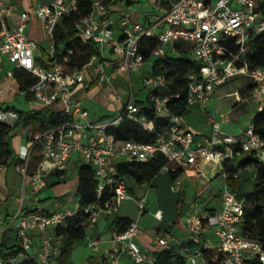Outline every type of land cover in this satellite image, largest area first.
Instances as JSON below:
<instances>
[{"label":"built area","instance_id":"built-area-1","mask_svg":"<svg viewBox=\"0 0 264 264\" xmlns=\"http://www.w3.org/2000/svg\"><path fill=\"white\" fill-rule=\"evenodd\" d=\"M160 14L153 16L149 26L132 23L127 16L121 17L122 37L117 39L113 32V21L107 18L109 5L104 0H95L91 13L78 25L79 34L86 41H92L99 47L100 58L82 69L68 71L61 64L45 68L38 64L35 53L38 45L29 40L25 33L28 13H22L18 23H9L12 9L4 0H0V59L5 58L15 66L31 73L35 78L30 91L35 99L45 106L52 107L62 103L69 121L61 126L40 132L30 137L29 142L21 147L15 166L24 177L29 175V161L37 151L41 156L37 171L31 176L33 184L39 188L46 185L45 177L52 172H65L71 156L78 153L81 162L94 169L98 182L97 194L109 188L113 190V200L103 206L87 207L83 211L89 215L88 225L96 223L99 212L107 215L117 211L124 200L132 199L126 181L116 177V164L147 162L156 155L167 160L162 172H186L192 167L202 170L210 164H217L223 176L219 190L220 206L208 209L199 202L191 204L185 218L187 240L178 242L183 264H264V249L258 243L247 240L240 234L244 223L245 200H239L236 191L227 183L229 173L224 162L230 155L234 144H241V153L254 156L264 162V143L253 133L252 125L239 137L224 134L221 127L230 122L229 114H221L219 119L211 113L206 114V121L211 126V137L196 138V134L184 119V116L170 118V126L163 133H157L150 143L124 141L108 134L124 119L138 121L147 132H154L155 126L141 116V108L135 104L132 95L131 76L139 72L144 59L140 52L143 37H153L158 41L154 52L155 58H164L166 54L176 55L175 45L181 43L190 47L191 61L196 63L197 72L188 75L190 105L199 103L202 109L215 92L227 82L238 76L248 77L253 86V98L258 102L257 111L264 110V68L250 69L239 54L233 55L227 42L233 39L243 46L251 35L264 33V0H159ZM76 0H51L40 6L34 14L42 20L46 33L53 39L56 26L61 18L69 16L76 8ZM54 53V43L52 44ZM106 53L112 56L108 59ZM241 64V65H239ZM111 67L110 73L107 68ZM94 74L95 81L101 85L111 84L125 76L130 86V97L123 104L122 97L116 94L113 103L118 106L117 115L112 120L85 121L87 116L79 100H72L75 86L85 84ZM13 77V72L8 74ZM147 97L154 104L159 118H168V98H161L160 93L167 90L164 75H150L143 79ZM18 119L15 111H0V122L13 126ZM85 140V141H83ZM171 165H174L171 167ZM240 176L236 172L232 178ZM179 179L174 181L172 191L180 193ZM139 217L146 212V198L138 202ZM80 211L78 204L73 210L67 209L49 215L34 212H19L14 216L15 232L23 249L19 258H29L27 254L33 248L32 232L37 230L41 247L34 260L39 264H57L63 238L55 230L64 224L66 218L76 216ZM153 216L159 222L163 219L161 210ZM86 226V227H87ZM5 230V229H4ZM0 231L1 235L4 232ZM140 234L138 222H130L127 229L113 232V243L121 245L115 250L112 264H117L118 255L124 253L134 264L149 262L153 264L147 250H142L134 241ZM155 244L168 248L165 237L157 236ZM98 242L89 240V246L96 249ZM18 260V259H17ZM17 260L4 261L15 264Z\"/></svg>","mask_w":264,"mask_h":264},{"label":"trees","instance_id":"trees-1","mask_svg":"<svg viewBox=\"0 0 264 264\" xmlns=\"http://www.w3.org/2000/svg\"><path fill=\"white\" fill-rule=\"evenodd\" d=\"M95 0H76V8L69 16H65L58 22L53 34L54 53L52 57L43 58L38 64L45 68H52L56 64H61L68 71L82 69L92 61L100 58L99 47L92 41H86L79 34L78 25L88 16ZM107 5L115 4L116 0H104ZM228 47L233 55L239 54L242 61L246 62L250 69L264 68V33L251 35L243 46L237 45L233 39L228 42ZM158 47V41L153 37H143L140 44V52L144 62L153 59L152 74L164 75L167 81V90L160 93L161 98H168L167 109L168 118H159L155 112L154 104L148 96L143 102L136 101L135 104L141 108V116L146 121L152 122L155 131L150 133L145 131L141 124L135 120L124 119L116 128L109 129L108 134L116 139L124 141H134L140 143H150L156 138L157 133H163L170 126V118L174 116H185L189 104L187 102L189 94L188 75L198 71V65L190 60V47L181 43L175 45L176 55L166 54L164 58H155L154 52ZM241 65V64H239ZM13 76L19 84L21 91L27 93L30 99L32 94L30 88L35 83V78L26 70L14 69ZM85 86L79 84L77 86ZM75 86V88L77 87ZM93 84L86 86L89 91ZM15 111L18 119L13 126L0 122V167H7L20 164L15 155V151L10 142L14 131L18 128H29V136L61 126L69 121V116L65 113H55L47 107L35 111H17L15 108L7 107L5 111ZM106 117V116H105ZM104 117V118H105ZM252 131L264 143V110L257 111L252 118ZM230 155L224 162V167L229 169L227 183L236 191L239 200H245L244 223L240 234L247 240L261 245L264 249V162L254 156H247L241 153V144L237 143L230 147ZM37 151L32 154L34 161H40ZM167 160L156 155L147 162L118 163L116 164V177L118 179L133 180L136 184H152L166 167ZM254 172L251 179L246 180V173ZM77 187L75 195L78 199L80 211L76 216L66 218L64 224L59 225L55 230L57 236H61V253L57 264H73L72 254L78 243L86 239V226L89 215L83 210L87 207L97 205L103 206L106 202L113 200V190L107 188L98 197V182L94 176V169L87 164L81 163L78 166ZM239 172L240 176L233 179L232 176ZM172 182L181 178L183 170L168 172ZM63 172H55L53 176L60 178ZM64 181V179L62 180ZM131 191V189H129ZM130 224V220L118 218L112 225L116 226L118 232H123ZM23 254L20 241L13 229H7L1 236L0 257L4 261L19 260ZM23 259L15 264H39L33 257ZM155 262L153 264H183V257L178 247L163 248L155 252ZM12 264V263H5Z\"/></svg>","mask_w":264,"mask_h":264},{"label":"crops","instance_id":"crops-1","mask_svg":"<svg viewBox=\"0 0 264 264\" xmlns=\"http://www.w3.org/2000/svg\"><path fill=\"white\" fill-rule=\"evenodd\" d=\"M4 1L6 5L12 9L9 19V23L11 25L18 23L19 17L22 13L29 14V19L26 24L25 33L29 40L35 42L38 45V50L35 53L36 62L39 63L41 59L43 58L45 59L48 56L52 57L53 53L51 47L53 44V40L46 33L42 20H40L34 14V12L40 6L50 3L51 0H4ZM109 7H110L109 12L106 17L110 18L113 21V25H112L113 32H114V36L117 39L121 38L123 34L122 33L123 28L121 26V17L127 16L128 18H130L132 23H137L148 27L153 16L160 14L161 11V5L159 0H116V3L109 5ZM106 56L108 59L110 60L112 59V56L109 53H106ZM152 62L153 59L145 62L142 69L139 72H137V73L140 72L144 73L145 74L144 79L152 75V69H153ZM2 68L6 70L4 74L2 73ZM14 69L15 66L12 63H10L7 59L5 58L0 59V99H3L4 103L9 104L14 98L16 99L18 96H22L21 100L23 101L25 108L24 110H18L15 106H10V105H7L6 108L12 107L15 108L17 111H24V112L35 111V110L37 111L47 108L48 106H45L42 102H39L35 99V96L30 90L29 91L32 94V97L30 99L27 98L26 92L20 90L19 84L14 78V76L10 77L8 75L10 72H13ZM111 70H112L111 67L107 68V73H110ZM125 80H128V78H126L125 76H120L119 79L112 81L110 85L109 84L101 85L95 81L94 74H91L89 80L87 81V83H85V86L80 85L72 90V94H71L72 100L74 101L79 100L82 104V101L85 98H88L89 100L96 101V106H97L96 112H99L102 109L107 110V114L105 115L93 116L88 110L84 108L82 104V107L87 114V116L85 117V121L91 122L94 120H100L103 119L105 116H106L105 118H107L109 115L111 116V114L114 115L117 113L118 106H116L112 102L114 98L111 97H114L113 93L119 94V92L117 91V84H123L125 83ZM128 83L130 82L128 81ZM131 83H132V79H131ZM92 84L93 87L89 89V91H86V86H90ZM253 91H254V86L252 84L251 89L249 90V95L252 97V102L249 103L247 107L250 108V111H252L253 112L252 114L254 115L257 112L258 102L253 98ZM215 94L211 97L210 100L207 101V103L205 104V109H202L199 103H194L188 107L185 116L188 115L187 113L196 114L198 112H201L206 118L205 112L207 113L211 112V110L208 108V105L212 103ZM234 96L236 98L235 105H239L238 104L239 102H244L240 99L239 94L235 93ZM133 99L135 100V102L136 101L143 102L147 99V94L145 98H140L139 96L138 97L133 96ZM124 103L125 102H123V104ZM49 108H51L52 111H54L55 113H60V112L65 113V106L62 103L54 104L52 107ZM244 111H240V112H244ZM231 114L232 111L229 113V118ZM185 116L184 119L186 121V124L191 129L194 130L196 134V138L200 139L201 137H205L201 133L200 129H198V127H196L190 121H188L187 118H185ZM28 131L29 128H18L16 129V131H14V134L10 138V142L12 144V147L15 151V155L17 158L21 147L29 142L31 136H29ZM37 156L40 157V155H35L34 157ZM32 157L30 158L29 161V168H28L29 175L27 177H24L22 174L17 172L14 165L7 167H0V231L2 229L7 230L10 228L15 231L14 216L19 212V210H23V212L25 213L34 212L44 216L52 213L64 211L61 207V205L66 201V197H67V193L64 192L71 189L76 191L78 166L82 163L78 153H75L71 156L68 163V169L65 172H63L64 174L62 177L57 178L53 176L55 172L50 173L48 176L45 177L44 180L46 185L42 188H39L36 184H33L31 180V176L36 173L39 164V161H34ZM184 173H187V175L191 177L197 178V180L201 181L202 183V186L200 184L199 186L197 185V189H195L194 192V196L196 200H194L192 203L199 202L197 199L200 198L201 202L199 203L205 209L206 208L211 210L218 209L220 206L218 194L220 188L222 187V182H223V176L220 171V167L217 164H210L208 166H205L202 170L196 167H192L191 169L187 170ZM63 179L64 181H62ZM128 192L131 196L129 189ZM49 200L52 201L50 203H47V205H44V203ZM132 200L133 197L132 199L124 200L121 203L120 207L122 208L124 206L123 204L125 201H132ZM137 202L138 201L134 198V203L138 207ZM120 207L119 209H121ZM74 208L72 207V209L70 208V210H73ZM157 210H161V209L157 208L151 214L154 220L156 219L153 216V214ZM180 210L182 216L180 217L179 221L183 227L181 229L182 231L181 235L176 237L173 236L169 230L162 228L160 225H155L153 226L152 229H149L148 224L146 222H143L142 224L138 223L140 234L135 238L134 241L142 250L148 251L152 260H155V255H154L155 252L163 248H166L155 244L154 240L157 236L165 237L167 239L168 248L176 247L178 242H184L185 240H187V233L185 231V218L188 216L189 212L184 211V205H180ZM129 211L124 210V214L121 218L128 219L130 220V222H135L133 218L126 217L128 216L127 214L129 213ZM162 213H163V219H162L163 221L165 217V212L162 211ZM110 215H113V213ZM110 215H107L104 212H99L96 216V223L93 225H88L86 227L85 241L78 243L74 248L72 254L73 264H112L113 261L112 257L114 255L116 256L115 250H120L121 245L118 244L117 246H115V244L113 243L112 237H113V232L116 229V226L112 225L113 223L109 218ZM142 216L138 217V221L141 220ZM32 238L34 244L32 250L29 252V255L31 257H35V255L37 254V252L41 247V239L39 237V232L37 230L32 232ZM90 239L98 242L96 249L89 246ZM60 253H61V249H60ZM118 256L119 257L117 264H134L126 254L122 253ZM19 259H23V258H19ZM143 264H150V263L146 262Z\"/></svg>","mask_w":264,"mask_h":264},{"label":"rangeland","instance_id":"rangeland-1","mask_svg":"<svg viewBox=\"0 0 264 264\" xmlns=\"http://www.w3.org/2000/svg\"><path fill=\"white\" fill-rule=\"evenodd\" d=\"M4 72H6V70L2 68V73L4 74ZM144 76L145 74L141 72L132 74V93L134 97L139 96L140 98H145L146 94H148L147 89L143 87ZM251 86L252 82L248 77L238 76L233 78L216 92L212 103L208 105V108L211 110L210 113L217 117V119H219L221 114H229L232 111L230 122L222 125V131L224 134L237 138L251 127L253 112L250 111L249 107H247L248 104L252 102V97L249 95ZM117 91L121 95L123 102H126L130 95L128 80H125V83L123 84H117ZM235 93L239 94L240 99L244 102H239V105H235ZM113 96L114 97L111 98H116V93H113ZM21 98L22 96H18L16 99L14 98L15 100L13 99L9 104L4 103L3 99H0V110L4 111L7 105L15 106L18 110H24L25 106ZM82 104L84 108L93 116H102L107 114L106 109L96 112L97 106L95 100L85 98L82 101ZM187 114L188 115H186L185 118H187L188 121L198 127L205 137H211V126L206 123V118L201 112L196 114ZM116 115L117 114H111V116L109 115L107 119L101 121V123L112 120ZM173 166L174 165H171V167ZM225 170L229 173V169L227 167H225ZM254 175L253 171L246 173V180L251 179ZM173 183L174 182L171 181L169 173L166 171L160 173V175L154 180L153 185L148 183L138 185L133 180L126 179V184L128 189H131L130 193L133 200L125 201L123 204L124 206L122 208L120 207L121 209L114 211L113 215L109 216L111 222L113 223L116 219L121 218L124 214V210H130L127 214L128 216L126 217L133 218L134 221H137L139 224L146 222L149 229H152L155 225H160L162 228L169 230L175 237L181 235V229L183 226L179 221L182 216L180 205H184V211L189 212L192 202L196 200L194 196L195 189H197V185L199 186V184L202 186V183L197 180V178L187 175V173H184L182 177L179 178V186L182 189L180 193L172 191ZM74 191L75 190L71 189L64 192L67 193V197L66 201L61 205L63 210L76 207L78 199ZM142 197H146L145 204L147 206V210L141 217V220L138 221V207L134 203V198L139 201ZM197 200L201 202L200 198ZM51 201L52 200L46 201L44 205H47V203H50ZM157 208H160L163 212H165V217L162 222H157L151 216L152 212ZM21 261H23V259H19L17 263H20Z\"/></svg>","mask_w":264,"mask_h":264}]
</instances>
